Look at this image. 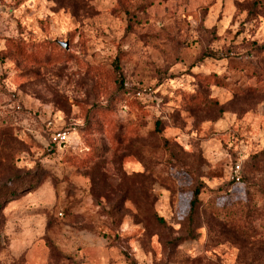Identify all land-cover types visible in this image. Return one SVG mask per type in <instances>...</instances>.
<instances>
[{
  "label": "rangeland",
  "instance_id": "rangeland-1",
  "mask_svg": "<svg viewBox=\"0 0 264 264\" xmlns=\"http://www.w3.org/2000/svg\"><path fill=\"white\" fill-rule=\"evenodd\" d=\"M0 203V264H264V0H0Z\"/></svg>",
  "mask_w": 264,
  "mask_h": 264
},
{
  "label": "built area",
  "instance_id": "built-area-1",
  "mask_svg": "<svg viewBox=\"0 0 264 264\" xmlns=\"http://www.w3.org/2000/svg\"><path fill=\"white\" fill-rule=\"evenodd\" d=\"M153 93V88L151 86H138L134 89V95L138 98H143L146 95H151ZM20 108V105H17ZM46 133L48 136V141L51 145L61 147L65 145L70 140L71 128H57L52 127V121H48L46 125Z\"/></svg>",
  "mask_w": 264,
  "mask_h": 264
},
{
  "label": "water",
  "instance_id": "water-1",
  "mask_svg": "<svg viewBox=\"0 0 264 264\" xmlns=\"http://www.w3.org/2000/svg\"><path fill=\"white\" fill-rule=\"evenodd\" d=\"M61 45H63L64 47L68 48V43L67 42H60Z\"/></svg>",
  "mask_w": 264,
  "mask_h": 264
},
{
  "label": "trees",
  "instance_id": "trees-1",
  "mask_svg": "<svg viewBox=\"0 0 264 264\" xmlns=\"http://www.w3.org/2000/svg\"><path fill=\"white\" fill-rule=\"evenodd\" d=\"M136 87H134V89H135ZM127 89V88H126ZM56 147H58V146H56ZM197 193H199V191H197ZM17 195V194H16ZM1 204V203H0Z\"/></svg>",
  "mask_w": 264,
  "mask_h": 264
}]
</instances>
